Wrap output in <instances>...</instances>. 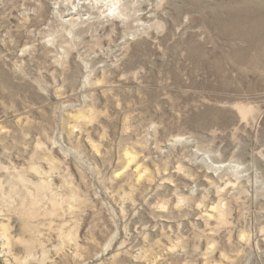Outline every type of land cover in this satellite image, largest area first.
Masks as SVG:
<instances>
[{"label": "rangeland", "instance_id": "1", "mask_svg": "<svg viewBox=\"0 0 264 264\" xmlns=\"http://www.w3.org/2000/svg\"><path fill=\"white\" fill-rule=\"evenodd\" d=\"M122 3L0 0V264H264L243 0Z\"/></svg>", "mask_w": 264, "mask_h": 264}, {"label": "bare ground", "instance_id": "2", "mask_svg": "<svg viewBox=\"0 0 264 264\" xmlns=\"http://www.w3.org/2000/svg\"><path fill=\"white\" fill-rule=\"evenodd\" d=\"M98 1L100 2L101 8L102 9L104 8L103 12L106 13L109 12V14H113V15L115 14L117 15L116 17L118 18L124 16L122 7L126 3L123 4L122 0H98ZM98 1L96 0V2ZM77 3L80 2L77 1ZM77 6L79 5H75L74 7L76 8ZM252 7H254V9L250 10V8ZM70 9L72 10V8ZM73 10L68 12L72 14ZM231 17L234 18L235 20L228 21V18ZM67 20L68 19H66V21ZM218 22L220 25L221 24H223V26L225 25L228 31L230 30V35H231L229 37L230 41L233 40L232 38H237V36L240 34H242L240 36H243V39L246 41V42H242L240 46L237 45L238 47H235V49L240 51V56H241V57L237 56L236 58L237 64H244V63L257 64L258 61L264 60V1L263 0H252L251 3L250 0L249 1L243 0L241 8H237L235 10L228 9L226 18H221L218 20ZM253 56L257 58H253ZM239 112L243 114L244 110L242 108H239Z\"/></svg>", "mask_w": 264, "mask_h": 264}]
</instances>
